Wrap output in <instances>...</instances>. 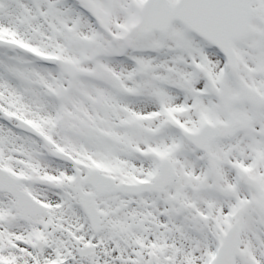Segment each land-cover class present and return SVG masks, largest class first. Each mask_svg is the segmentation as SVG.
Instances as JSON below:
<instances>
[{
	"label": "rangeland",
	"instance_id": "1",
	"mask_svg": "<svg viewBox=\"0 0 264 264\" xmlns=\"http://www.w3.org/2000/svg\"><path fill=\"white\" fill-rule=\"evenodd\" d=\"M83 1L93 5L94 8L91 7L99 19L86 21L87 27L84 28V19L78 14L74 19L80 20L76 28L71 26L70 30L65 25L73 15L62 12L61 6L56 4L59 0H0V29L4 30L5 25L16 26L13 18L18 15L21 27L16 39L32 50L26 59L32 58L41 46L36 44L39 37L34 31L37 13L50 6L43 19L38 18L42 22L39 29L42 32L48 28L52 30L54 39L51 44H55L56 49L55 69L26 64V59L22 65L12 67L0 59L3 69L8 72H0V108L13 111L21 108L19 114L43 128L48 140L67 145L70 150H83V161L86 162L95 158L118 160L115 167L129 177L143 170L133 156L136 152L143 154L152 143V155L149 156L169 154L177 176L164 192L136 198L138 206L127 203L122 196H104L103 208L108 214L105 223L109 224L104 225L97 235L88 231L83 215L72 208V204L65 212L61 209L63 215L53 212L47 224L52 236L45 235L42 228L43 241L39 240L38 246H35L29 228L35 220L43 218L33 219L28 224L18 222L15 211L8 216L9 210H5V206L11 204L9 198L0 194V261L4 264H31L61 256L62 259L67 257L62 264H138L136 256L143 254L153 256L154 264H205L215 241L214 234L222 232L220 226L229 221L230 208L238 205L235 215L244 236L236 264H264V249L257 246L260 242L250 213L256 207L262 215L264 207V97L258 94L263 91L260 84L264 83L261 80L264 77L261 65L264 64V39L255 40L247 35L243 39V49L247 41L251 44L244 50L239 48L241 44L237 46L239 58L244 52V59H238L239 67L227 72V80L226 75L225 78L216 77L221 84L217 95L223 111L218 116L212 112L210 118H220L219 121L238 110L247 117L246 126L242 132L232 135L235 137L217 138L204 154L193 152L187 143L178 139L171 142L168 135L160 136L161 121L148 113L155 112L160 106L174 107L178 102L188 101L189 95L180 91L184 87L209 90L206 79L203 83L201 76H189L188 81L180 79V73L184 71H178L182 69V66L178 67V60L182 55L186 53L194 64L205 65L203 75L214 74L220 59L212 53L201 52L190 32L177 22H173L164 33H151L145 37L132 32L112 43L102 33L96 34L93 24H100L109 35L107 28L127 32L126 28L121 30V24L126 22L122 19L127 13L125 0ZM20 17H23L21 21ZM255 42L262 46L254 49ZM44 46H48L46 42L41 47ZM166 46L184 47L185 53L181 51L168 59L160 52ZM129 49L138 55H131ZM89 75L96 81L80 78ZM223 80L227 86L222 85ZM165 85L171 90L166 91ZM136 95L140 97L134 98ZM61 107L71 116L73 128L69 132L61 131L58 126L52 128ZM202 107L200 110L211 108ZM204 119L206 116L201 121ZM4 121L12 122V119L4 120L0 115V164L19 171H23L21 167L25 165L27 180L23 182L24 187L33 193L51 196L46 189L35 187L31 181L34 175L36 180L37 174L42 176L41 170L45 171L43 176H53L47 172L64 170L59 169V165L49 166L35 158L34 152L46 135L41 140L25 136ZM253 132L259 134L263 145L262 141L258 144L252 137ZM19 148L29 154L30 160L25 161L16 155ZM256 160L257 165H254ZM253 168L255 170L251 172ZM241 178L246 187L236 196H230L228 188L235 180L238 184ZM251 182L260 195L252 203L250 198L254 189ZM56 195L70 200L64 190ZM225 198L227 202L224 203ZM108 209L115 211L109 212ZM58 216H65L66 221L59 220ZM129 216L146 218L144 233L129 225ZM112 222L114 228L111 229ZM117 231L120 235L110 243L107 236L116 235ZM89 239L98 245L95 255L88 258L76 255L73 246ZM117 256H120L119 260Z\"/></svg>",
	"mask_w": 264,
	"mask_h": 264
},
{
	"label": "water",
	"instance_id": "2",
	"mask_svg": "<svg viewBox=\"0 0 264 264\" xmlns=\"http://www.w3.org/2000/svg\"><path fill=\"white\" fill-rule=\"evenodd\" d=\"M246 15H247V14H246ZM246 15L243 16V19L246 18ZM224 253H225V251L222 253V255H224ZM231 253H232V252H231ZM220 257H221V256H220V254H219L218 259H220ZM222 257L225 258L224 256H222Z\"/></svg>",
	"mask_w": 264,
	"mask_h": 264
}]
</instances>
